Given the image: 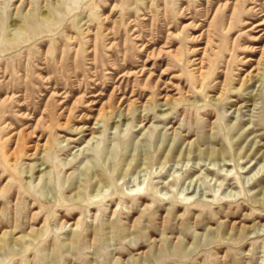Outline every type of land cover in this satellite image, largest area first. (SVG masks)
Masks as SVG:
<instances>
[{"label": "rangeland", "instance_id": "1", "mask_svg": "<svg viewBox=\"0 0 264 264\" xmlns=\"http://www.w3.org/2000/svg\"><path fill=\"white\" fill-rule=\"evenodd\" d=\"M0 264H264V0H0Z\"/></svg>", "mask_w": 264, "mask_h": 264}, {"label": "bare ground", "instance_id": "2", "mask_svg": "<svg viewBox=\"0 0 264 264\" xmlns=\"http://www.w3.org/2000/svg\"><path fill=\"white\" fill-rule=\"evenodd\" d=\"M202 61V60H201ZM189 198H184V200L181 201V203H185V204H188ZM72 201V200H71ZM74 201V200H73ZM77 201H82L81 197L77 199ZM79 203V202H78ZM91 204V203H90ZM173 212L172 211H169L168 214H167V217L169 218V216L171 215L172 216ZM183 216V218H182ZM184 216H186V214H180V218L181 219H185Z\"/></svg>", "mask_w": 264, "mask_h": 264}]
</instances>
